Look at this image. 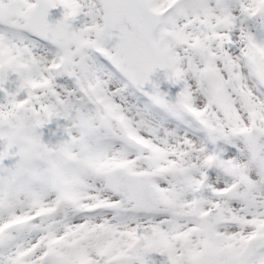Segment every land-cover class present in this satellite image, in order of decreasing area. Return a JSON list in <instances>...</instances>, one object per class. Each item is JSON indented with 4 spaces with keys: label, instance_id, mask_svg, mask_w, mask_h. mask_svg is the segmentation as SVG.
Wrapping results in <instances>:
<instances>
[{
    "label": "snow or ice",
    "instance_id": "snow-or-ice-1",
    "mask_svg": "<svg viewBox=\"0 0 264 264\" xmlns=\"http://www.w3.org/2000/svg\"><path fill=\"white\" fill-rule=\"evenodd\" d=\"M0 264H264V0H0Z\"/></svg>",
    "mask_w": 264,
    "mask_h": 264
}]
</instances>
